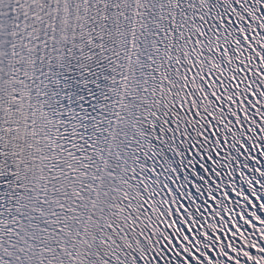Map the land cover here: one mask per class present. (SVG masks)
<instances>
[{"label":"snow or ice","instance_id":"1","mask_svg":"<svg viewBox=\"0 0 264 264\" xmlns=\"http://www.w3.org/2000/svg\"><path fill=\"white\" fill-rule=\"evenodd\" d=\"M0 264H264V0H0Z\"/></svg>","mask_w":264,"mask_h":264}]
</instances>
